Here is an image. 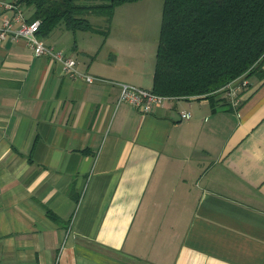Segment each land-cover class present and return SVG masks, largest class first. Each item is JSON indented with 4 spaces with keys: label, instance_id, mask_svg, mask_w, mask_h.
<instances>
[{
    "label": "crops",
    "instance_id": "1",
    "mask_svg": "<svg viewBox=\"0 0 264 264\" xmlns=\"http://www.w3.org/2000/svg\"><path fill=\"white\" fill-rule=\"evenodd\" d=\"M138 1L106 35L41 36L93 81L0 40V264H264V75L217 109L119 101L152 84L157 42L112 31Z\"/></svg>",
    "mask_w": 264,
    "mask_h": 264
},
{
    "label": "trees",
    "instance_id": "2",
    "mask_svg": "<svg viewBox=\"0 0 264 264\" xmlns=\"http://www.w3.org/2000/svg\"><path fill=\"white\" fill-rule=\"evenodd\" d=\"M37 34L56 27L106 35L117 5L136 0H13ZM105 18L96 26L90 16ZM89 16V17H88ZM264 0H163L151 90L170 97L227 104L223 87L243 75H264Z\"/></svg>",
    "mask_w": 264,
    "mask_h": 264
},
{
    "label": "built area",
    "instance_id": "3",
    "mask_svg": "<svg viewBox=\"0 0 264 264\" xmlns=\"http://www.w3.org/2000/svg\"><path fill=\"white\" fill-rule=\"evenodd\" d=\"M10 10L12 13L9 16H2L0 19V40L10 36L14 39L22 38L33 49L36 56L47 54L62 62L63 70L67 75L81 76L87 81H93L96 77L81 73L75 69V59L66 56L62 50L55 49L53 46L46 44L41 36L37 34L39 20H28L25 12L20 8V5L13 0H0V12ZM248 80L241 75L232 81L228 82L224 87V95L226 97L235 98L239 90L246 86ZM119 94L118 100L126 102L134 107H143L144 110L149 109L152 104L162 103L170 96L161 95L153 92L150 88L142 86L118 82ZM181 118H189V111H181Z\"/></svg>",
    "mask_w": 264,
    "mask_h": 264
},
{
    "label": "rangeland",
    "instance_id": "4",
    "mask_svg": "<svg viewBox=\"0 0 264 264\" xmlns=\"http://www.w3.org/2000/svg\"><path fill=\"white\" fill-rule=\"evenodd\" d=\"M162 3L163 0H139L136 4L133 5L132 9L129 12H124L119 8L116 12V20L114 25L113 33L116 32H126L128 31L124 26L120 25L122 17H135L138 18V26H134L131 31L141 33L146 32L149 37L158 42L159 38V30L161 24V12H162ZM89 17V16H88ZM90 18V17H89ZM96 26L104 27L105 18L104 17H96L90 18ZM145 22L147 25L143 26L142 23ZM149 26V28H148ZM146 28V29H145ZM252 76V75H250ZM249 76V77H250ZM224 91V89H223Z\"/></svg>",
    "mask_w": 264,
    "mask_h": 264
}]
</instances>
